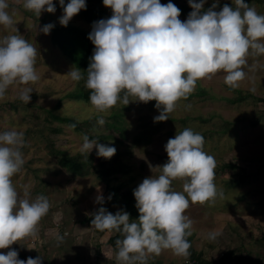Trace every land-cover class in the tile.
<instances>
[{"label": "rangeland", "instance_id": "374dc122", "mask_svg": "<svg viewBox=\"0 0 264 264\" xmlns=\"http://www.w3.org/2000/svg\"><path fill=\"white\" fill-rule=\"evenodd\" d=\"M220 1L233 4V0ZM68 2L70 0L65 5ZM160 2L167 4L169 0ZM171 2L187 4L188 0ZM213 2L206 0L204 5ZM245 2L264 14V0ZM23 3L24 0H8L15 27L5 29L0 25V39L17 34L36 47L35 67L40 79L35 84H15L6 90L4 98L0 99V133L13 129L24 133L21 151L25 163L21 172L12 177L13 185L21 197L25 190L32 200L38 195L46 196L51 207L41 219L35 237L19 240L10 247L18 251V258L22 260L41 256L42 264H118V249L114 250L108 243L114 232L100 233L83 220L97 208V195H103L104 200L107 198L105 184L92 169H84L80 175L71 174L58 164L50 151L52 145L71 155L82 153L83 133L52 118L50 113L78 120L103 117L105 123H112V113L121 111L123 103L118 101L107 113H98L90 100L71 99L69 94L85 85L86 80L74 81L67 74L71 68H77L52 44L51 33L46 35L39 31L45 22H58L63 9L59 2H53L55 13L44 11L38 18L34 12L26 10ZM101 6L112 14L110 8L103 3ZM179 18L184 21L187 16ZM94 21L97 20L86 21L81 11L70 20L88 31ZM244 71L246 77L237 88L225 83L224 72H218L211 79L198 80L195 90L187 99L177 102L170 118L162 121L148 142L136 143L133 137L142 129L143 122L160 112L148 103L134 101L136 97L131 96L129 100L133 101L125 110L123 124L128 130L127 138L121 139V143L111 137L102 142L121 151L127 150L123 161L128 173L119 174L118 181L137 188L144 178L162 174V165L168 160L164 145L169 138L185 128L203 135L204 151L216 161L214 182L223 196H218L214 204L190 202L185 215L193 221L192 248L210 264H246L245 259L251 257L250 249H258L264 255V54L249 56ZM24 87L33 88L28 104L19 99ZM114 129L110 132L120 139ZM82 154L83 158L88 155ZM225 163L234 164L236 168L223 169ZM111 183L117 181L113 179ZM183 183V180H174L172 187L182 192ZM213 231L222 235L210 241L208 233ZM57 234L63 239L58 240ZM7 251L0 249L5 254ZM229 251H232L231 258L219 261ZM189 259L197 258L179 257L171 250H163L159 256L149 257L147 264H185Z\"/></svg>", "mask_w": 264, "mask_h": 264}, {"label": "clouds", "instance_id": "9594fccd", "mask_svg": "<svg viewBox=\"0 0 264 264\" xmlns=\"http://www.w3.org/2000/svg\"><path fill=\"white\" fill-rule=\"evenodd\" d=\"M206 0H188L192 11L187 19L179 17L181 9L169 0H103L112 10L110 18L94 21L88 39L95 46L86 69L85 87L89 100L98 113H107L118 101L128 105L134 101H156L160 114L154 122L170 118L177 102L195 90L198 80L211 79L218 72L226 73L225 83L237 88L246 77L244 68L249 56L264 54V14L245 0H233L216 10L219 0L204 10ZM63 14L62 26L82 9L86 0H59ZM235 5V7H233ZM23 7L39 18L46 11L55 13L53 0H24ZM8 0H0V25L14 28ZM55 25L39 28L50 34ZM16 31L18 29L16 28ZM37 49L21 35H6L0 39V99L9 86L35 84ZM74 81L83 79L78 69L67 73ZM33 88L20 90L19 99L28 104ZM123 93V97H121ZM105 124L103 117L97 120ZM75 127V125H72ZM24 133L7 130L0 133V264H42V257L18 258V251L10 246L19 240L35 237L38 225L51 207L44 195L34 200L25 190L23 197L13 185L12 177L20 173L25 163L21 149ZM202 134L185 128L164 145L168 160L162 174L146 177L133 190L138 220L130 222V214L123 209L115 214L99 207L92 215L96 230L115 231L123 236L116 240L118 264H147L149 257L159 256L163 250L188 258L193 221L185 215L191 204H214L223 196L215 185L216 161L204 151ZM110 159L116 148L83 137L80 151ZM183 180V191L172 187L174 180ZM186 194V195H185ZM111 199V196H109ZM103 205V195L95 198ZM222 233H208L210 241ZM57 239L63 238L57 234Z\"/></svg>", "mask_w": 264, "mask_h": 264}, {"label": "trees", "instance_id": "16d2710c", "mask_svg": "<svg viewBox=\"0 0 264 264\" xmlns=\"http://www.w3.org/2000/svg\"><path fill=\"white\" fill-rule=\"evenodd\" d=\"M68 0H65V2ZM95 1V2H94ZM53 2H59V0H53ZM90 3L96 4L95 6L90 5ZM103 0H86V10L82 9L81 13L86 21L91 22L94 19L97 21L100 19L110 18L112 14L106 13V10L101 6ZM211 4L204 5V10L209 8ZM224 4H229L232 6V3L220 1L216 10H220ZM177 7L181 9L180 16H188V14L192 11L190 5L187 4H176ZM235 7V5H233ZM52 23L55 26L51 29L50 38L52 44L56 46L61 53L65 56L68 61L73 64L82 74L83 80H87V67L89 65L90 57L93 54L94 45L88 39V34L90 31L72 24L71 22L68 25L62 26L60 22H45V24ZM90 90L82 85L77 91L72 92L69 94V97L74 100H89ZM123 93H121V97H123ZM129 96L128 98H130ZM189 97V96H188ZM149 107H155L156 101H149L147 102ZM128 108V105H123L121 111L113 112L111 117L113 118L112 123H105L101 128V125L97 123L98 118H88L86 120H78L74 117L70 116H58L52 113L51 117L54 119H58L62 123L68 124L73 130L82 132L83 137L85 135L88 136L89 140H97L98 143L102 144V142L106 141L107 139L114 138L118 142H122L121 139L127 138L128 130L123 125L124 124V117H125V110ZM156 108V107H155ZM124 110V111H123ZM161 122H154V119L148 118V121L143 122L141 124L142 129L139 130L133 137L136 143L142 141H150L152 135L157 132L160 128ZM75 125V127H72ZM119 132V137L114 136L110 130L112 128ZM108 132H106V130ZM57 131V130H55ZM116 153L110 159H106L103 157H98L96 155V148L94 147L93 151L90 152L86 158H83L84 154L77 153V154H69L66 150L54 148L51 145V153L57 158L58 164L68 170L73 175H80L84 173V169H92V171L96 174V176L105 184V190L107 193V198L103 205L98 204L97 208L94 212L98 210L99 207H105L108 211L115 214L118 210L123 209L130 214V222L133 220H138L139 218V211L136 208V200L133 195V190L135 188L126 186L125 183L118 181L119 174L120 176L127 175L128 170L126 169V164L123 161L124 154L127 153L126 151L119 150L116 146ZM223 169L226 168H236L234 164L225 163L222 165ZM116 180L117 183H111L112 180ZM241 181H243L241 179ZM111 196V199H109ZM93 212V213H94ZM92 213V214H93ZM85 217L83 220L87 223H91V220L94 218L93 215ZM100 233H103L99 231ZM112 236L109 237L108 243L113 247L114 250L118 249L116 245V240L123 239V236L120 233L115 231ZM192 236L187 237L191 244ZM190 257L197 258L196 260L201 264H209L210 262L202 257L200 253L196 254L192 245L189 249ZM251 257L245 259L246 264H264L263 257L258 249H250L249 252ZM232 251H229L223 255L219 261H224V258H231ZM240 260L241 258H237Z\"/></svg>", "mask_w": 264, "mask_h": 264}, {"label": "built area", "instance_id": "2783aa9c", "mask_svg": "<svg viewBox=\"0 0 264 264\" xmlns=\"http://www.w3.org/2000/svg\"><path fill=\"white\" fill-rule=\"evenodd\" d=\"M185 264H201V263H199L196 259H189V260H186ZM211 264H219V263L215 262V263H211Z\"/></svg>", "mask_w": 264, "mask_h": 264}]
</instances>
